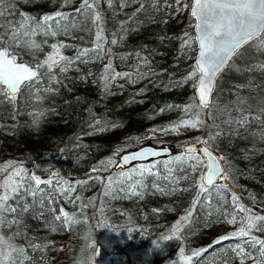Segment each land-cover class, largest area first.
Listing matches in <instances>:
<instances>
[{
    "label": "trees",
    "instance_id": "1",
    "mask_svg": "<svg viewBox=\"0 0 264 264\" xmlns=\"http://www.w3.org/2000/svg\"><path fill=\"white\" fill-rule=\"evenodd\" d=\"M118 1L121 8L114 4ZM178 1L90 0L95 8L81 13L77 9L84 7L82 0H0L4 12L0 47L37 71V78L22 84L14 99L0 92V159L6 160L4 166L0 162V184L14 170L26 174L20 199H10L0 213V237L24 250L12 252L8 263L96 264L89 244L107 243L94 233L101 225L120 236L113 248L103 246V264H131L139 256L159 264L161 256L177 246L187 247L190 264L222 255L232 244L253 249L248 238L260 233L261 224L248 237L233 235L226 240L225 235H217L218 230L207 238L198 231L207 217L222 227V215L242 200L244 209L264 213L256 203L264 202V33L235 53L216 80L209 108L204 109L193 96L194 82L187 80L194 71L191 62L183 70L170 62L152 77L142 68L157 53L187 40L192 41L193 56V17L188 13L178 26L171 22ZM57 12L66 18L55 17ZM94 14H99L98 21ZM45 16L55 19L23 38L34 44L10 40L9 25L15 28L27 17L25 31L30 32ZM53 44L62 45L61 63L67 66L63 70L53 66L51 71L37 67L53 53ZM111 53L114 70L109 71L105 65ZM165 115L179 120L197 117L207 141L209 133H220L211 146L223 157L225 180L200 193L203 164L193 166L195 160L186 156L193 144L178 140L171 144L169 155L136 162L155 167L154 174L132 176L133 182H139L132 200L116 186L108 190L107 178L116 169L113 164L101 166L98 160L142 144L140 137ZM32 175L43 181L38 188L28 178ZM63 180L69 185H60ZM77 181L82 186H76ZM87 185L96 188L88 197ZM61 187L74 188V194H60ZM3 192L0 188V195ZM66 197L73 201L69 206L63 201ZM61 209L73 222L64 223ZM189 211L178 236H172L175 219ZM174 264L185 261L180 258Z\"/></svg>",
    "mask_w": 264,
    "mask_h": 264
},
{
    "label": "snow or ice",
    "instance_id": "2",
    "mask_svg": "<svg viewBox=\"0 0 264 264\" xmlns=\"http://www.w3.org/2000/svg\"><path fill=\"white\" fill-rule=\"evenodd\" d=\"M82 5L84 7L77 9V12H84L86 9H94V3H90V0H82ZM191 16L194 17L197 21L196 29L197 36L196 40L199 44V55L196 59V65L194 73L198 72L200 74L198 82L199 90V103L202 107H208V96L211 92V86L216 77V74L227 64L230 57L236 52L241 45L256 40L258 37L264 33V0H192L190 6ZM4 12L0 10V16H3ZM55 17L60 19H65L66 17L57 12ZM53 16H45L42 21H37L35 26L32 27L31 31H25L26 22L28 20L25 17L20 24L15 28H11L10 40L17 43L25 44H34L23 38L29 35H34L38 27H43L47 24L48 21L55 19ZM100 19L99 14H94V20L98 21ZM54 34V33H53ZM3 38L0 37V40ZM97 40H100L99 34H97ZM115 43V41H113ZM185 43H187L185 41ZM62 45L58 46L53 44L52 49L53 53L48 55L47 59L43 61L42 64H39L37 67L47 66L48 70L51 71L53 66L60 67L62 70L67 66V63L62 64L61 61H64L65 58L60 55L59 48ZM99 47V45H97ZM86 54V53H85ZM119 75V74H116ZM37 78V71L29 66L23 64H17L15 56H11L7 48L0 47V85H3V88H0V92L4 93L5 96L9 99H14L15 95L19 91L22 84L26 82H31L33 79ZM247 117H245L241 123L245 122ZM181 125L173 126L172 130H176L177 127ZM182 126H191L196 127L197 122L194 120H186L182 122ZM201 153L203 157H207L203 161L205 165V172L200 177L201 183L199 184V192L209 191L208 186L215 187V181L217 179L226 178V170L223 169L219 160H222L223 157H218L214 155L212 151L208 148L202 147L200 149H195L189 147L186 149V156L192 157L198 165L201 163V156L197 153ZM156 156V152H140L133 156L124 157L125 162L130 159H137L139 157L146 156ZM184 157H178L177 160H182ZM11 167V165H9ZM152 167H155L154 165ZM152 167H143L137 170H133L130 174L127 171L121 172L116 178H107L106 188L108 190L112 189L113 184H125L126 181L132 179V175H141L144 173H152ZM96 171V169H93ZM171 169H169V174ZM26 178V174L23 172V169L14 170L10 175L4 179L3 183L0 184V188L4 190L3 194L0 195V213H3L7 209V203L10 199H20V190L24 187L23 181ZM37 188L43 183V181L36 175L28 177ZM97 179H100L99 177ZM48 183H51L49 181ZM77 183H81L77 181ZM138 181L133 182L130 185H127V188L133 195H136V184ZM163 191V187H161ZM60 194H70L74 191L72 187H61L58 189ZM32 194H35L33 190ZM79 199V197H77ZM235 201V196L233 197ZM24 210H27L26 206H21ZM15 211V209H11ZM241 211H248L244 208H240ZM61 215L64 218L65 224H70L73 222V218L64 212L62 209ZM61 215H57L56 219L60 220ZM191 216V211L188 212L187 216L181 217V220L177 222L176 225L172 226V236H178L181 222H187L188 217ZM244 219L247 220V225L242 226L234 236H245L248 237L252 228L256 226V221L264 220V216H251L250 214ZM2 222V219H0ZM230 223H235V216L229 221ZM259 230H264V227H261ZM170 238V237H169ZM230 237L225 236L223 239H229ZM252 244L259 245L258 253L261 258L258 261V264H264V241L256 240L251 238ZM0 264H5L8 258L11 256L12 252L23 253V249H16L11 244H9L3 237H0ZM240 255H244V250L240 249ZM193 255H198V253H193ZM182 259L185 261V264H190L191 257H184L183 250L181 249ZM247 258H254L251 253L247 254Z\"/></svg>",
    "mask_w": 264,
    "mask_h": 264
},
{
    "label": "rangeland",
    "instance_id": "3",
    "mask_svg": "<svg viewBox=\"0 0 264 264\" xmlns=\"http://www.w3.org/2000/svg\"><path fill=\"white\" fill-rule=\"evenodd\" d=\"M190 1L191 0H179L178 1L177 7L174 10L173 17L171 20L172 23H174L175 25L178 26L184 21L186 15L189 13ZM114 4L117 5V7H119V8H121V6H122L121 1H118ZM119 8H115V9H119ZM167 21H168V19L165 18L164 23H166ZM186 42L187 43L184 42L181 45H179L177 48L175 47V49H171L168 51H162V52L157 53L154 61H148L146 64L142 65V68L144 69L145 73L148 76L152 77L156 73L163 72L164 67L170 62L175 68L178 67L182 70L185 69L184 66H186V64L188 62L192 63V60H193L194 54H195V50H196V46H195L194 54L192 56L191 55L192 50H193L192 41L187 40ZM113 61H114V57L111 53L106 58V65H105V68L108 69L109 71L114 70L113 69L114 68V62ZM196 74L197 73H194V71H193L192 73L190 72L189 75L187 76L188 83H192V81L194 82L193 86H191V88L194 87L195 80H196ZM188 88H190V84L187 85V89ZM189 120L196 121L197 126L196 127L182 126V122L186 121V120H179L173 116L169 117V116L165 115L162 119H160L158 121H154L153 126H155L156 128L154 127L152 129H150L146 135L141 136L140 141L142 142V144L150 143V144H154V145H162V144L171 145V144L176 143L178 140H180L181 144H182V142L183 143L189 142V143H192L194 145L197 143L198 138L201 135L202 125L200 123V120L197 117L191 118ZM175 125H181V126L177 127L176 130H172L173 126H175ZM220 138H221V135L219 132L209 133L208 134V141L210 142L209 145L211 146L212 144H214L215 141H218ZM82 143H83V146H86L84 139L82 140ZM214 150H216V149H214ZM120 152H122V151H120ZM120 152L118 151V152L114 153L113 155H107V156H105V158L101 157L98 160V163L101 166L110 167V166H112V164H114V162L116 161V158ZM5 161L6 160L3 158L0 159V162L3 164V166H4ZM201 164H203L202 159H201ZM141 166L148 167L149 165L147 166V165H143L141 163H133V164H131V165H129L123 169H116V171H114V173H112L110 175V177L116 178L119 176V174L121 172H124V171H127L131 174L133 172V170L139 171ZM2 169L3 168H0V171ZM132 176H135V175H132ZM67 180L69 181L70 178H67ZM132 183H133V177L131 180L126 181L125 184H113L112 187L113 186L118 187L124 193L126 198H130V200H132L134 198L133 197L134 195L127 188V185H130ZM65 184L69 185V183H66L65 180L61 181V183H60V185H65ZM79 185L82 186L79 183L76 184V186H79ZM217 185H218V183L215 184V186H217ZM88 186L89 185H87L86 187L84 186L87 189V193L85 192L87 197L89 195H91L92 194L91 192L96 189L95 187H88ZM136 192H137V190H136ZM239 192H241V193L244 192V189H239ZM70 194L73 195L74 191H72ZM225 197L227 198V195H225ZM250 198H252V196H250ZM237 199L241 200L240 197H238ZM63 201L66 202V204H68V206L71 205L69 203L73 202L70 197L64 198ZM232 201H233L232 199L229 200V203L231 204ZM241 202L239 203L240 205L239 204L234 205L232 209L225 211V213L222 215V219H224V221L222 222L223 223L222 227H218L219 222L215 221L216 219L212 221V219H210V217H207L205 220V225L201 227V229L198 231V233L200 235H202V237L207 238L209 236V234L218 230L217 235H222V236L225 235V236L231 237V236H233L234 233H236L240 229L242 224H243V226H244V224H247V220L244 218L246 216H248L249 214L253 217L264 216V213H257L254 210L250 211L251 209H249L248 211H241L240 208L244 207L243 203H241ZM256 203L259 204L261 207H264V202L263 203L256 202ZM85 207L86 206H84V208ZM235 207L237 208L236 210H234ZM233 216H235L236 222L230 223L229 221L232 219ZM180 220H181V217H177L175 219L174 223L177 224V222ZM243 221H244V223H243ZM256 224H261L262 225L261 227H264V220L256 221ZM259 232L260 233H258L256 236H251L248 239H250V241H251V238H254V239L260 240V241H264V230H259ZM94 233L95 234H101L102 236H104L105 240L107 241V243L105 245L100 246V251H99L100 258L98 260H95L96 264H103L105 261V257H106V256H104L105 253L103 252V246L106 249L113 248L114 245L120 240V236L116 235L113 231L104 228L102 225H101V227H98V231H96L94 228ZM182 239H183L182 241L184 242L185 238H182ZM200 239L201 238H197V240H200ZM159 240H161V238H159ZM95 245H96V243L93 241L90 242V244H89V252H90V257L92 259H93ZM251 245L253 246V249H247L246 246L244 245L245 246L244 247L241 243L232 244L230 249L225 251L222 255H212V256H210V259H203L200 262V264H214V263H218V262H227V261H234L236 263L245 264V263H250V262L255 261V260L258 262L261 260L259 253L257 251L259 248V245H257V247H255L253 244H251ZM181 249L183 250V256L185 257L188 253L187 247L177 246L171 254L165 253L164 255H162L157 263H159V264H174L175 261H178V260H180V258H182ZM240 249L244 250V255L238 254ZM248 253H251L254 258H247ZM5 264H10V263H8L6 261ZM131 264H152V261H150V259H147L144 256H139V257H135L134 260H132Z\"/></svg>",
    "mask_w": 264,
    "mask_h": 264
},
{
    "label": "water",
    "instance_id": "4",
    "mask_svg": "<svg viewBox=\"0 0 264 264\" xmlns=\"http://www.w3.org/2000/svg\"><path fill=\"white\" fill-rule=\"evenodd\" d=\"M191 4H192V0L190 1V5H189V14L191 15V13H190V6H191ZM193 19H194V23H193V32H194V42H195V46H196V50H195V54H194V58H193V60H192V65H193V67H194V69H195V65H196V59H197V57H198V55H199V44H198V41L196 40V36H197V29H196V24H197V21H196V19L193 17ZM250 42V41H249ZM248 43V42H247ZM247 43H245V44H247ZM245 44H243V45H241L240 46V48H242ZM240 48H238L237 50H236V52L240 49ZM235 52V53H236ZM235 53L230 57V59H229V61L227 62V64L216 74V77H215V79H214V81H213V84H212V86H211V92H210V94H209V96H208V107H202V108H204V109H208L209 108V106H210V103H211V98H212V94H213V91H214V88H215V85H216V80H217V78H218V76H219V74L224 70V68L228 65V63L230 62V60L232 59V57L235 55ZM11 55V54H10ZM12 56V55H11ZM16 63L17 64H23V65H26V66H29V67H31V68H33V69H35V67H33V66H31V65H29L28 63H26L25 61H23V60H17L16 59ZM197 74H196V80H195V84H194V87H193V96L195 97V99H196V102L200 105V103H199V99H198V97H199V90H198V82H199V78H200V74L198 73V72H196ZM22 86V85H21ZM21 88V87H20ZM20 90V89H19ZM19 92V91H18ZM18 92H17V94H18ZM16 94V95H17ZM15 95V96H16ZM189 147H193V148H195V149H200V148H202V147H205V148H208L210 151H212L213 153H214V155H216V156H218V157H221V155L217 152V151H215L210 145H209V143H208V141H207V138H206V136H204V135H200V137L198 138V141H197V143L195 144V145H190V146H188L187 148H189ZM172 150H173V147L171 146V145H168V144H162V145H154V144H150V143H145V144H140V145H137V146H135V147H132V148H130V149H127V150H124V151H122V152H120L119 154H118V156H117V158H116V161L114 162V164H113V168L114 169H118V168H124V167H127V166H129V165H131V164H133V163H136V162H142V161H147V160H150V159H153V158H157V157H162V156H167V155H169L171 152H172ZM156 152L157 153V155L156 156H151V155H149V156H146V157H139V158H137V159H130V160H128L127 162H125V160H124V157H126V156H133V155H136V154H138V153H140V152ZM198 154L201 156V158H202V161H204V160H206L207 159V157H203L202 156V154L201 153H199L198 152ZM219 162V164H220V166L223 168V169H225V165H224V162H223V159L222 160H219L218 161ZM205 165H204V163H203V169H202V171H201V175H200V177L204 174V172H205ZM225 179H217L216 181H215V184H217V183H219V182H223ZM200 181H201V179H200ZM202 182V181H201ZM208 187H211V186H208ZM99 251H100V245L99 244H96L95 245V248H94V254H93V258H94V260H98L99 258H100V253H99Z\"/></svg>",
    "mask_w": 264,
    "mask_h": 264
},
{
    "label": "clouds",
    "instance_id": "5",
    "mask_svg": "<svg viewBox=\"0 0 264 264\" xmlns=\"http://www.w3.org/2000/svg\"><path fill=\"white\" fill-rule=\"evenodd\" d=\"M0 247H2V246H0Z\"/></svg>",
    "mask_w": 264,
    "mask_h": 264
}]
</instances>
